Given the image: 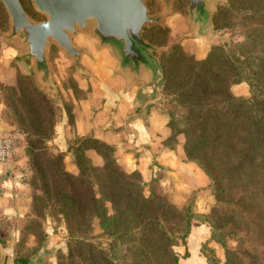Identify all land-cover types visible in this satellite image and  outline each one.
Instances as JSON below:
<instances>
[{
	"label": "trees",
	"instance_id": "obj_1",
	"mask_svg": "<svg viewBox=\"0 0 264 264\" xmlns=\"http://www.w3.org/2000/svg\"><path fill=\"white\" fill-rule=\"evenodd\" d=\"M224 12L228 18L244 14L246 19L264 24L260 21L264 0H232ZM150 41L154 42L151 37ZM263 44L264 32L233 41L228 50L213 46L203 59L180 46L162 58L164 93L171 96L168 127L172 139L165 144L176 148L183 135L187 160L197 163L211 178L217 203L207 215L198 214L190 203L178 208L154 187L147 196L141 172L124 170L115 146L92 136L81 137L95 143L103 165L97 167L82 153L76 157L80 173L68 172L64 153L55 154L48 146L55 129L50 101L28 76L18 73L7 94L28 133L29 153L37 171L34 187L42 193L36 199L63 215L71 254L85 264H115L113 246L130 244L132 264H180L173 247L178 245L177 238L187 244L195 220L207 221L213 238L222 241L226 218L243 215L254 232L250 244L264 243V180H258L264 176V51L260 53L258 48ZM242 82L251 87L249 97L232 91L234 84ZM67 115L74 121L73 114ZM225 176L232 180L228 191ZM96 219L103 236L116 238L108 249L87 237ZM252 251L251 264H264V250L261 254L257 248ZM243 254L251 255L240 252L239 247L237 253L229 251L227 264H243ZM19 264H29V258Z\"/></svg>",
	"mask_w": 264,
	"mask_h": 264
},
{
	"label": "rangeland",
	"instance_id": "obj_2",
	"mask_svg": "<svg viewBox=\"0 0 264 264\" xmlns=\"http://www.w3.org/2000/svg\"><path fill=\"white\" fill-rule=\"evenodd\" d=\"M20 1L33 19L37 21L46 19V15L36 9L32 0ZM147 4L150 14H163L162 23L146 27L144 31V36L148 41L151 37L154 41H150L152 44L162 47L161 51L155 53L161 63L164 56L174 52L175 48L179 46L196 59H203L213 46L223 45L228 50L233 41H242L253 34L257 35L264 32V24L258 23L257 19V23H254V18L246 19L244 14L235 17L229 16V18L225 16L224 11L232 6V0H215L212 4L214 32L211 37L199 36L196 31H192L188 21L190 0H173L168 10L165 9L162 0H148ZM216 18H220V20H216ZM263 20L264 15L260 21ZM9 30L10 18L5 5L0 0V135L10 137L14 146L10 160L4 168L0 169V221L6 223L15 233L14 252L18 264L21 259H30L32 255L38 253L44 244H46L47 250L46 264H85L70 253V233L63 215L57 208L44 207L43 203L36 199V196L42 193L36 191L34 187L37 171L29 153L28 133L18 121L12 102L8 99L7 87L15 85L18 73H22L31 79L33 85L37 86L40 92L44 93L53 108L51 120L55 124L54 134L48 140L49 149L55 154L63 152L66 169L73 175H78L80 169L77 166L76 157L80 154H86L97 167H101L104 160L94 149L95 143L93 141H87L88 139L82 138V135L75 134V119L74 121L72 118L71 120L68 119L67 114H73L74 118L78 114L85 121L91 116L94 124L102 128L113 127L114 125L123 128L128 119L126 113L120 112L118 102L108 103V97L105 95L107 91L104 90V82L100 77L101 73L117 74L116 62L108 59L105 60V66H100L101 64L95 59L91 60L87 55H84L82 64L85 70H78L72 59L67 57L56 44L52 43L48 51L51 81L46 86L34 74L32 65L20 57V50L16 43L9 42L5 38V34ZM73 40L76 45L86 48L90 55L96 52L95 47L100 48L97 38L86 32L79 31ZM258 48L260 53H263L264 44ZM146 83L147 80H141L128 86V88L136 90ZM165 85L162 88V99L156 102H149L148 100L157 98L158 95L142 97L134 106L133 103L131 106L130 102L128 108L134 114L130 119L138 117L148 123L151 110L164 114L168 118L171 96L164 93ZM232 91L237 96L249 97L251 95V87L246 82L234 84ZM133 100L134 97L132 102ZM102 105L104 106L102 107ZM60 126L62 135H64L65 128L70 132V145L63 151L59 148L61 141H59L56 133ZM170 135L171 131L163 141L164 146L168 148L171 147L165 143L171 141H169L172 139ZM86 136L95 137L93 135ZM184 142L185 137L182 135L179 137L180 145H178L182 147L183 152ZM120 143V158L118 160L120 159L123 165L118 163L124 170H126L125 166L130 169L136 165L140 151L137 149L138 147L133 146L131 141L129 142L123 136L120 137ZM70 146L75 149L69 150ZM190 162L193 164L191 167H195L190 169L189 175L187 174L188 178H186L184 175H186L187 169H183L184 175L180 176L174 174L173 168L152 159L149 170H146L144 175L141 173L143 182L146 184L144 192L148 196L151 193V188L154 187L158 193L167 197L178 208H183L190 203L198 214H210L217 203L211 188L212 180L197 163ZM223 179L226 190H230L232 180L227 176ZM262 179L264 180V176L258 177V180ZM242 180L245 184L246 178L242 177ZM177 181H181L183 187L178 186ZM226 221L225 227L221 230L223 240L218 241L213 238L212 227L207 221L203 222V218L195 220L197 225H194L192 229L200 226L207 234L206 240L201 244V255L204 262L198 263V258L193 257L192 261L191 258L185 260L183 264H227L228 252L235 251L237 253L238 247L240 252L251 254H243V264L253 262V253L255 254L252 251L253 248H257V253L261 254L264 250V243L260 242L262 245L259 246L257 241L250 244L254 232L248 227V218L245 215L237 216L233 220L227 217ZM92 225L93 230L87 236L90 242L103 244L105 249L110 247V242L115 244L116 238L108 239L103 236L98 219L94 220ZM177 241L178 245L173 247L174 251L180 257L187 259L189 257L188 239L186 245L178 238ZM240 243H243L244 246L240 247ZM113 248L115 250L113 255L116 258L115 264H132L133 261L128 250L130 244H126L122 248L119 246H113ZM124 259H127V263H124Z\"/></svg>",
	"mask_w": 264,
	"mask_h": 264
},
{
	"label": "water",
	"instance_id": "obj_3",
	"mask_svg": "<svg viewBox=\"0 0 264 264\" xmlns=\"http://www.w3.org/2000/svg\"><path fill=\"white\" fill-rule=\"evenodd\" d=\"M1 1L10 18L5 38L16 43L20 57L32 65L43 85L51 81L48 51L52 43L72 59L78 70H85L82 57L90 53L73 40L82 31L96 37L100 48L109 50L116 62L115 70L128 78V86L147 80L138 88V100L148 95H158L149 102L162 99L166 76L155 55L162 47L148 41L144 31L162 23L163 14H150L148 0H32L36 9L46 15L43 21L33 19L20 0ZM172 1L162 0L166 10ZM214 1L190 0L188 21L199 36H213ZM46 254L44 244L30 257L29 264H46Z\"/></svg>",
	"mask_w": 264,
	"mask_h": 264
},
{
	"label": "crops",
	"instance_id": "obj_4",
	"mask_svg": "<svg viewBox=\"0 0 264 264\" xmlns=\"http://www.w3.org/2000/svg\"><path fill=\"white\" fill-rule=\"evenodd\" d=\"M95 50L96 52H94V54L91 53V55L87 56L91 60L95 59L101 64L100 66H105V60L109 59L114 61V58L108 49L95 47ZM100 77L104 82V84L102 83L103 87H105L104 90L107 91L105 95L108 97V103H114L115 101L118 102L120 112L126 113V117L129 120L127 119L125 121L123 128L115 125L113 127L102 128L94 124L93 120H91V116L89 118L90 121L89 119L85 121L77 114V116L75 115L74 123L75 134L82 136L93 135L108 144L114 145L116 148L117 160L120 158V137L123 136V138H127L129 142L131 141L133 146L138 147L137 149L140 151V155L135 163L136 165L130 169L128 166H125L126 170L133 171L137 169L144 175L146 170H149L150 168V161L156 159L160 164L173 168L175 171L174 174L180 176L184 175L182 170L187 169L184 177L186 176V178H188L187 174L189 175L190 169H193L195 166L191 167L193 164L187 160L182 147H179L180 143L176 149L168 148L163 144V141L170 134L168 118L164 114H159L155 110H151L149 114L150 117L147 121L148 123H145L144 120L139 119L138 117L130 119L134 114H132L133 112H130L131 110H129L128 107L130 106V102L131 106L132 103L133 106L138 103V88L136 90H130L128 88V78L120 73H111L109 75L101 73ZM133 97L134 100L132 102ZM109 100H112V102H109ZM103 106L104 105H102V107ZM60 131L61 126L56 133L57 137L60 139L59 141H61L59 148L63 151L70 145V132L65 128L64 135H62ZM90 157L92 156L90 155ZM118 162L123 165V163L120 162V159ZM176 184L183 187L181 181H177ZM14 235V231L10 229L6 223L0 221V264H16L15 259H17V257L14 252ZM206 237L207 234L203 231L202 227L198 226L192 229L187 244L189 257L186 259L181 256V264H183L185 260L191 258L192 261L193 257L198 258V263L204 262V258L201 255V244L206 240Z\"/></svg>",
	"mask_w": 264,
	"mask_h": 264
},
{
	"label": "built area",
	"instance_id": "obj_5",
	"mask_svg": "<svg viewBox=\"0 0 264 264\" xmlns=\"http://www.w3.org/2000/svg\"><path fill=\"white\" fill-rule=\"evenodd\" d=\"M14 150L13 141L8 136L0 135V169L10 160Z\"/></svg>",
	"mask_w": 264,
	"mask_h": 264
}]
</instances>
